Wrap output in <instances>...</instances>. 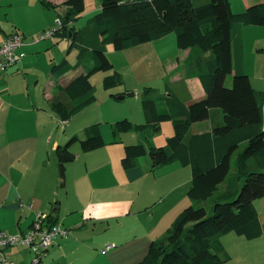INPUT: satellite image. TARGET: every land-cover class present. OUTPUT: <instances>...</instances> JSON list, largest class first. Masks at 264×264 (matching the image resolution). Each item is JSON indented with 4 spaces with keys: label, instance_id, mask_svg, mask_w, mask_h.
Wrapping results in <instances>:
<instances>
[{
    "label": "crops",
    "instance_id": "1",
    "mask_svg": "<svg viewBox=\"0 0 264 264\" xmlns=\"http://www.w3.org/2000/svg\"><path fill=\"white\" fill-rule=\"evenodd\" d=\"M47 1L55 7L45 6L41 0H0V44L15 32L22 34L24 41L17 50L19 61L7 69L0 68V228L12 234L25 233L31 229L38 214L52 213L69 233L67 237L54 238L43 264H137L147 256L152 242L166 235L186 207L201 205L202 201H193L188 195L192 169L179 161L151 169L149 155L139 158L135 167L123 166L125 146L134 144L133 138L140 139L146 146L165 144L163 139L154 140L151 135L156 137V133L152 131H125L121 133V139L120 133L115 132L114 124L122 119L146 122L143 106L123 113L114 108H103L94 121L104 122L100 124L105 145L84 151L73 143L71 150L75 152V158L62 164L56 148L72 138L71 132L84 126L79 124L66 130L68 119L62 132L61 117L51 106L58 88L70 78L52 74V66L59 62L54 54L51 61L44 62L51 78L41 85L42 91L37 88L40 78L24 74L31 54H44L55 47L56 34L45 38L39 36L56 30V19L65 11L60 4L65 0ZM230 1L235 12L264 2ZM99 8L100 5L92 10ZM242 32L245 70L252 81L248 67V51L252 48L256 59L255 74L264 82V26L244 25ZM167 36L126 49L132 69L140 74L142 83L130 88L127 85L122 92L133 90L132 95L138 101L143 96L142 86L150 79L154 63L160 69L157 78L161 81L170 79L167 89L171 87L187 104L204 98L206 92L197 76L203 61L200 59L195 64L196 59L189 60L190 49L178 48L174 58H171L172 53L165 51L161 55L159 49L163 44L159 48L158 42ZM187 64L191 71H184L183 66ZM175 84L185 88L187 94L174 89ZM216 109H211L208 119L193 123L190 133L212 130L222 123V111ZM81 121L85 122L84 119ZM198 124L201 126L195 129ZM109 127L113 138L108 139L112 146L107 149L105 134L110 133ZM143 132L147 134L142 136ZM129 133L131 143L112 148L117 146L115 143L125 142L124 135ZM168 133L171 134L170 129ZM255 206L262 234L252 239L235 232L219 236L223 250L229 255V260L221 264H264V196L255 201ZM6 253L15 264H35L28 247H10Z\"/></svg>",
    "mask_w": 264,
    "mask_h": 264
},
{
    "label": "trees",
    "instance_id": "2",
    "mask_svg": "<svg viewBox=\"0 0 264 264\" xmlns=\"http://www.w3.org/2000/svg\"><path fill=\"white\" fill-rule=\"evenodd\" d=\"M41 1L55 7L50 1ZM60 6L65 11L59 15L62 24L55 34L70 38L72 45L80 48L78 66L87 67L60 86L52 99L53 110L63 119L97 100L91 82L94 73L113 70L105 79L107 88L123 82L108 56L110 44L123 50L175 33L179 48L190 49L189 60L203 61L197 76L206 92L204 98L187 104L171 87L157 97L149 94L153 87H145L146 122L122 119L114 129L120 134L129 130L155 132L163 121H173L175 131L165 145L127 144L123 166L135 167L145 155L151 159V169L179 161L192 169L189 197L193 201L216 198L210 208L195 204L186 207L137 264L228 261L219 236L235 232L252 239L262 234L255 201L264 196V90L252 85L245 70L242 29L244 25L264 26V2L235 12L230 0H101L100 8L79 30L71 24L85 12V0H65ZM71 67L69 60L63 59L51 72L60 76ZM229 75H233L231 87L226 84ZM127 93L134 91L127 89L123 94ZM213 108L221 109L222 123L212 130L190 133L193 123L208 119ZM85 130L86 138L76 134L56 148L62 164L75 158L71 146L77 141L84 151L105 145L100 122ZM227 180V190L220 191ZM47 220L52 225L59 223L52 213Z\"/></svg>",
    "mask_w": 264,
    "mask_h": 264
},
{
    "label": "rangeland",
    "instance_id": "3",
    "mask_svg": "<svg viewBox=\"0 0 264 264\" xmlns=\"http://www.w3.org/2000/svg\"><path fill=\"white\" fill-rule=\"evenodd\" d=\"M100 4H101V0H86L85 12L82 14L81 17L77 18V20H75L71 25L75 26L76 30H79V29L85 27V25L88 23V20L97 12V9L96 10H92V9L99 6ZM57 20H58V18L56 19V23H55L56 28L58 25ZM53 42H55V44H54L55 47L53 48V50L50 49L47 53H44V54H41L39 52H37V53L35 52L34 54H31L29 59H28V65H26L25 71H24L25 75H30L32 78H36V77L40 78L39 83H37V88H39L41 91H42V87H43L41 85L43 83H47L51 78L49 75V70H48V68L46 69L44 62L45 61H51L53 54H54V57H57V59H56L57 61L59 60V62H61L63 59H67L71 63V65H72L71 70L68 71L65 75H63V76H66L67 78H70V80H72L75 76L79 75L80 73L84 72V70L86 71V69H87V67L78 66L80 48L76 45L73 46L72 45L73 41L70 38H64V37L56 36L54 38ZM162 44H163V47L160 48V46H162ZM158 46L160 48L159 50L161 52V55H163V53L165 51V53H172L171 58L176 57L178 55L177 52L179 51V49H178L179 46H178V42H177V35L175 33H171L166 38L159 41ZM108 47L111 49L110 51H109V48L107 50L108 56L111 59L112 63L114 64L115 70H118L121 73L122 78H123V82L114 86V87H111V88H107L105 86V79L108 75H111L113 73V70H108V71L101 70V71L94 73L91 76V82L94 86L95 95L97 96V100L94 103H92L91 105H89L88 107L81 110L80 112L76 113L71 118H68L69 124H68L66 130H68L70 126H72V127L78 126L79 124L84 125V126H82V128L80 127L77 131L71 132L70 137H72L73 134L78 133L81 136V138H86V130H85L86 127H88V125H92V123L98 122V121H94V119H96L95 115L97 114L100 116L103 108H108V109L114 108L117 111H119L120 113H123L126 111L128 112L129 110L131 111V110H135V109H139V108L141 109V107L143 106L144 96H141V98H139L138 101H137V99H135L136 97L132 94H130L131 96L128 95L124 98H119V97L115 96L117 94L119 96L120 95L119 93L124 91L126 89L127 85L130 88L136 84L141 85L142 82L140 80V74L136 70L132 69L131 58H130L129 52H127L126 49L116 50L112 44L108 45ZM248 55H249L248 56V67H249V71L251 73V78L253 81L252 85L255 88L259 87L257 89H263L264 90V82H262L261 79L255 74L256 72L254 70V67H255L254 63H256V59H255L254 53L252 52V48L250 51H248ZM195 61H196L195 62V64H196L199 60L197 59ZM183 68H184V71H191L189 64L183 66ZM151 72H152V74L150 75V79L146 80L145 84L142 86V90L145 92V87H153V89L149 92L150 95H152L154 97L164 96L167 93V84L170 82V79H169V81H165V80L161 81L159 78H157V76L160 72V69H159V66H156L154 63H152ZM55 79H58V78L55 77ZM232 83H233V75H229L227 77L226 84L229 87H231ZM172 85L174 87L173 83H172ZM179 87H181V85L175 84L174 89H176L177 91L179 89L180 91H182V92L184 91L185 94H187L185 88L183 90V88H179ZM143 94L144 93H142V95ZM111 100H113V101H111ZM216 110L220 111V108H217ZM142 118L145 119V116H143ZM82 119H84L85 122L81 121ZM60 120L62 121L61 118H60ZM100 123H104V122H100ZM105 124H107V123L105 122ZM203 124H207V123H201V125H203ZM201 125L198 124L194 128L196 129L198 126H201ZM64 127H65V125H63V124L60 127V130L62 132L65 130ZM160 127L161 128L159 131H155L156 137H153V135H151V137L154 140L155 139L156 140L163 139V141H165V144H166L168 137L170 135H173V133H174L173 121H171V120L165 121V123L163 122L162 125H160ZM109 129H110V133L105 134V137L108 141L106 144L107 149H109L112 146L111 145L112 141H110L108 139L112 140V138H113V132L111 131V127H109ZM169 129H170L171 134L168 133ZM150 131H152V130H150ZM132 134H135V133H132ZM141 134H142V136H145L147 133L143 132ZM134 136L137 137L138 135H134ZM120 137H121V134H119V138ZM123 139L125 142L115 143L117 146L112 147V148L113 149L114 148L115 149L116 148H122L123 144L131 143V133L124 135ZM147 140H149V139L147 138ZM132 141L134 144L135 143H141L140 142L141 140L138 138H133ZM74 144H76L78 146L79 150H82L81 149L82 146H81L80 141H77ZM74 144H72V145H74ZM162 144H164V143H162ZM162 144H160V145H162ZM147 147H149V146H147ZM81 152H83V151H81ZM72 153H73V155H76L75 152L72 151ZM91 154H94V153H91ZM234 169L235 168H234V163H233L232 172H234ZM227 182H228V180L225 181L223 184H221L220 191L226 189ZM215 199L216 198L213 197V198H210L207 202L202 201L201 205L210 208L213 205ZM204 202H205V204H204Z\"/></svg>",
    "mask_w": 264,
    "mask_h": 264
},
{
    "label": "built area",
    "instance_id": "4",
    "mask_svg": "<svg viewBox=\"0 0 264 264\" xmlns=\"http://www.w3.org/2000/svg\"><path fill=\"white\" fill-rule=\"evenodd\" d=\"M61 26L60 18L57 20ZM55 34V30L49 33L40 34L45 38ZM24 44L22 34L15 32L0 44V68L7 69L14 66L19 61L17 50ZM63 125L68 123V119L61 121ZM69 230L61 223L52 225L47 220V215L38 214L29 231L20 234H12L0 228V264H15L6 253V250L14 246L28 247L33 253V262L42 263L47 255L49 247L57 236H67ZM108 248L111 245L107 246Z\"/></svg>",
    "mask_w": 264,
    "mask_h": 264
},
{
    "label": "water",
    "instance_id": "5",
    "mask_svg": "<svg viewBox=\"0 0 264 264\" xmlns=\"http://www.w3.org/2000/svg\"><path fill=\"white\" fill-rule=\"evenodd\" d=\"M127 94H121V95H119V97L120 98H123V97H125Z\"/></svg>",
    "mask_w": 264,
    "mask_h": 264
}]
</instances>
